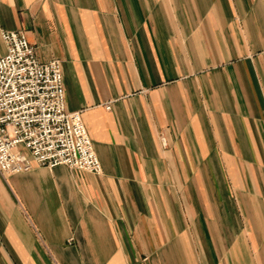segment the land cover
<instances>
[{
	"label": "crops",
	"instance_id": "obj_1",
	"mask_svg": "<svg viewBox=\"0 0 264 264\" xmlns=\"http://www.w3.org/2000/svg\"><path fill=\"white\" fill-rule=\"evenodd\" d=\"M2 30L102 171L0 172V264H264V0H0Z\"/></svg>",
	"mask_w": 264,
	"mask_h": 264
},
{
	"label": "built area",
	"instance_id": "obj_2",
	"mask_svg": "<svg viewBox=\"0 0 264 264\" xmlns=\"http://www.w3.org/2000/svg\"><path fill=\"white\" fill-rule=\"evenodd\" d=\"M0 38V172L35 165L101 174L82 112L65 108L61 62H39L21 32L2 30Z\"/></svg>",
	"mask_w": 264,
	"mask_h": 264
}]
</instances>
